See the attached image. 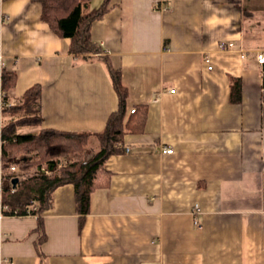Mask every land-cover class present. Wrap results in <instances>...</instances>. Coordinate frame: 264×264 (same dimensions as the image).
<instances>
[{
    "label": "crops",
    "instance_id": "0c3cea01",
    "mask_svg": "<svg viewBox=\"0 0 264 264\" xmlns=\"http://www.w3.org/2000/svg\"><path fill=\"white\" fill-rule=\"evenodd\" d=\"M40 16L35 0H0L8 100L41 87L42 125L19 133L101 132L118 108L106 65ZM90 36L127 91L129 151L106 160L85 216L67 184L40 215L0 218V264H264V0H110Z\"/></svg>",
    "mask_w": 264,
    "mask_h": 264
},
{
    "label": "trees",
    "instance_id": "16d2710c",
    "mask_svg": "<svg viewBox=\"0 0 264 264\" xmlns=\"http://www.w3.org/2000/svg\"><path fill=\"white\" fill-rule=\"evenodd\" d=\"M35 1L41 6V21L47 24L56 36L70 39V53L83 57L96 55L103 61L118 97V108L109 116L101 132H70L42 128L36 133L20 134L21 128L42 125L41 87L33 85L26 90L17 105L3 111L6 117L10 116L9 122H5L4 128L1 129L2 162L5 164L2 171L3 201L12 211L16 210L19 216H38L51 206L52 192L56 188L71 184L75 191L76 210L83 217L89 212L90 194L103 186V178L107 173L105 162L111 155L119 152L117 145L121 144L130 123V119H125L127 91L121 84L120 71L108 63L107 57L100 56L101 51L90 36L92 23L99 20L108 10L110 0H103L99 8L91 11L87 9L91 0ZM2 77L3 89L8 99L15 83V74L3 69ZM231 98L232 102H240L238 80H232ZM92 139L96 141L95 148L92 149L93 154L84 159L86 147L90 146ZM61 159L68 160V163L62 164L59 169L56 166L53 173L51 172L52 175L37 174L39 165L46 166L50 160ZM12 165L18 169L16 174L9 171ZM34 169L36 174L18 180L15 192L10 193L9 181L17 178L16 176L21 178V172ZM56 169L58 172L55 174ZM30 201L37 203L36 210L29 209ZM38 221L39 246L45 234L41 221Z\"/></svg>",
    "mask_w": 264,
    "mask_h": 264
},
{
    "label": "built area",
    "instance_id": "2783aa9c",
    "mask_svg": "<svg viewBox=\"0 0 264 264\" xmlns=\"http://www.w3.org/2000/svg\"><path fill=\"white\" fill-rule=\"evenodd\" d=\"M3 20H4V18L0 17V23ZM219 48L220 49L227 48L226 43H223V42L219 43ZM255 58H256V61L258 64H260V65L264 64V51L256 52ZM206 62H208V59H206ZM208 68L210 69L211 67L209 66ZM2 74H3V64H2V56L0 55V120H1V116L3 114L4 109L13 106L9 102V100L6 98V94H5L4 89H3ZM170 92L173 93V91H170ZM134 110L135 109H131L129 112L134 113ZM2 144H3V142L1 139V124H0V165L3 163L2 159H1ZM117 149L124 150L125 152L129 151L128 147H124L121 144L117 145ZM162 153L171 154L172 150L171 149H162ZM2 170H3V168H2V166H0V218L5 217V216H19L16 210L12 211L11 207L3 201V187H2L3 172H2ZM9 171L16 174L18 172V169L16 166L12 165L9 167ZM47 173H49V172H47ZM38 174H41V173L39 172ZM16 177L19 180L20 177L19 176H16ZM9 186H10V192L14 193L16 190V185L15 186L12 185V179L9 181ZM29 209L36 210L37 209V203L35 201H30ZM199 213H200V209H199L198 205L196 204V205H194V207L192 209V215H194V224L197 227H200V224H199L198 220L195 218V215H197ZM27 215H30V214H27Z\"/></svg>",
    "mask_w": 264,
    "mask_h": 264
},
{
    "label": "rangeland",
    "instance_id": "374dc122",
    "mask_svg": "<svg viewBox=\"0 0 264 264\" xmlns=\"http://www.w3.org/2000/svg\"><path fill=\"white\" fill-rule=\"evenodd\" d=\"M10 109H11V107H9ZM8 108V109H9ZM9 113L11 114V112L9 111ZM12 114H14V113H12ZM12 117V116H11ZM9 118H10V116L9 117H6L5 115H4V113L2 114V116H1V120H0V124H1V129L2 128H4V125H5V122H9ZM14 118V117H13ZM25 132V131H24ZM93 144V143H92ZM92 151H90V150H87L85 153H84V156H83V158L84 159H88V158H90L91 156H92ZM1 159H2V152H1ZM68 161V160H67ZM66 160L65 161H63L62 159L60 160V164H58L57 165V169H59L60 167H61V165L62 164H66V163H68ZM4 163H2L0 166H2V168L4 167ZM55 170L54 171V173L56 174L57 172H58V170ZM3 171V170H2ZM37 171V170H36ZM20 173V172H19ZM39 172H37V174H38ZM53 173V172H52ZM4 174V173H3ZM36 173H35V169H34V171H32V170H30L29 172H21V174H20V176H22L21 178H19V180L21 179V180H23L24 178H26V176H30V175H35ZM46 175H52L51 174V172H49V173H46ZM11 193V192H10Z\"/></svg>",
    "mask_w": 264,
    "mask_h": 264
},
{
    "label": "water",
    "instance_id": "95a60500",
    "mask_svg": "<svg viewBox=\"0 0 264 264\" xmlns=\"http://www.w3.org/2000/svg\"><path fill=\"white\" fill-rule=\"evenodd\" d=\"M60 164V160H50L46 166H41L39 165L37 167V171L40 172L41 174H46L47 172H52L54 168ZM18 182V178H13L12 179V185L15 186Z\"/></svg>",
    "mask_w": 264,
    "mask_h": 264
}]
</instances>
